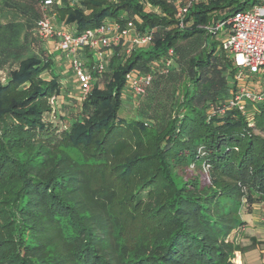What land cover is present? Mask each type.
Wrapping results in <instances>:
<instances>
[{"label": "trees", "instance_id": "obj_1", "mask_svg": "<svg viewBox=\"0 0 264 264\" xmlns=\"http://www.w3.org/2000/svg\"><path fill=\"white\" fill-rule=\"evenodd\" d=\"M143 1L151 7L139 0L53 7L76 32L105 17L153 29L147 47L124 59L116 53L93 74L80 105L68 97L59 131L45 116L50 99L62 105L64 95L54 71L42 76L53 63L36 27L43 3L31 0L34 26L0 23V264H235L240 211L264 198V104L220 112L234 68L209 28L248 0L193 3L182 26L171 2ZM169 49L173 64L164 71ZM130 70L151 79L133 104L136 115L125 118ZM119 200L135 209L136 236L115 212Z\"/></svg>", "mask_w": 264, "mask_h": 264}, {"label": "built area", "instance_id": "obj_2", "mask_svg": "<svg viewBox=\"0 0 264 264\" xmlns=\"http://www.w3.org/2000/svg\"><path fill=\"white\" fill-rule=\"evenodd\" d=\"M49 1L41 0L42 15L36 21L38 35L44 41H53L54 50L60 51L62 59L67 60L76 81V89L72 93L77 105L90 92L95 79L93 74L99 77L108 69L109 59L115 54L116 48L124 59L136 48L147 47L152 40V28L140 29L136 19L126 17L123 21L105 17L97 27L76 32L72 24L57 21L55 12L47 9ZM166 1L175 6V17L182 26V19L191 5L208 0ZM225 25L228 29L220 40L219 48L231 56L234 74L230 80L229 96L220 112L235 107L246 114L264 104V2L236 10L226 20L218 21L209 29L219 31ZM172 56L173 51L169 49L168 55L162 58L160 66L164 71L172 66ZM125 79L126 92L135 103L144 94L151 74L130 70L125 74ZM70 94L68 90L63 94L65 98L62 99V105L60 100L52 97L57 100L62 111Z\"/></svg>", "mask_w": 264, "mask_h": 264}, {"label": "rangeland", "instance_id": "obj_3", "mask_svg": "<svg viewBox=\"0 0 264 264\" xmlns=\"http://www.w3.org/2000/svg\"><path fill=\"white\" fill-rule=\"evenodd\" d=\"M51 1V0H50ZM49 1V2H50ZM71 1V0H69ZM146 9H148V4L144 2L143 0H139ZM254 0H248V5L245 7L247 8L249 4H252ZM72 2V1H71ZM78 1H74L73 3H77ZM53 3L52 1L48 4L47 9L51 10L54 6H52ZM35 6L32 4L31 0H0V23H5L8 21H17L21 23H30L33 25V14L35 12ZM56 11V10H55ZM57 19V18H56ZM34 26V25H33ZM24 29V28H23ZM228 26L225 25L221 30L218 32L219 39H222L225 37L226 32H227ZM27 30V28H26ZM23 35V32L21 31L19 33L18 39L20 40L21 36ZM46 49V48H45ZM29 51H39L33 50L29 48ZM28 52V51H27ZM26 52V53H27ZM120 52L115 51V54ZM56 62V65H55ZM111 58L109 59V64L111 63ZM58 64H61L60 61L56 59V61L53 60L52 63V68L49 71H45L42 76L46 78H50V73L55 70V68L58 67ZM63 68V67H62ZM4 73L0 71V76L3 77ZM59 77H62L61 75H58ZM65 78V75L63 76ZM94 82V81H93ZM93 85V84H92ZM74 89H76V84L74 83ZM61 92L64 94L67 92L68 88L65 87V85L61 86L60 85ZM70 91V90H69ZM122 91L129 96H131L128 92H126L125 85L123 86ZM72 93V91H71ZM74 93V92H73ZM72 93V94H73ZM59 97V96H58ZM64 97V96H63ZM126 97L122 101V106L120 109V114L125 117V118H130L136 115V112L134 110L133 102H132V97ZM65 98V97H64ZM72 100H75V98H71ZM76 101V100H75ZM131 103V104H130ZM62 114L65 116H68L66 110L62 111L61 106L57 104V100L50 99V110L45 114L46 120L53 126L55 129L59 131V129H63L65 127L64 125V119L62 117ZM70 121L74 119V117L69 118ZM195 169L193 167H190V170H188V173L193 172ZM202 174L204 177L207 179V176L205 175V170H202ZM208 180V179H207ZM134 210H131V206H129L126 202L119 200L115 206V212L119 215L123 222L124 230H126L127 234L135 235L138 233V228H137V222L134 217ZM241 212V211H240Z\"/></svg>", "mask_w": 264, "mask_h": 264}, {"label": "crops", "instance_id": "obj_4", "mask_svg": "<svg viewBox=\"0 0 264 264\" xmlns=\"http://www.w3.org/2000/svg\"><path fill=\"white\" fill-rule=\"evenodd\" d=\"M51 1L53 3L52 6H60L63 2V0ZM71 1L76 2L78 0ZM57 21L60 22L58 19ZM70 24H72L73 28H75L74 23ZM44 47L49 53H51V57L54 61L57 59L61 63L58 64V67L54 70L57 75L62 76L59 77L60 85H65V87L68 88V91L70 90V93L71 91L73 92L75 87L74 83L76 84V81L71 74L67 60L62 59V54L60 51L54 50L53 41H44ZM64 75L65 78L63 77ZM70 95L71 97L69 100H72L71 98H75V95L72 93ZM240 217L243 221V224L237 227L231 235V239H233L234 243L241 247L240 250H237L234 253V263L264 264V198L260 202L254 203L251 206L249 212H247L246 209L242 207Z\"/></svg>", "mask_w": 264, "mask_h": 264}]
</instances>
